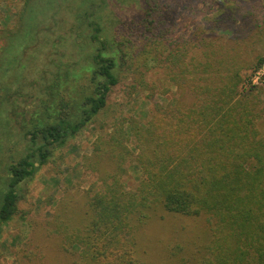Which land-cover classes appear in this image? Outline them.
<instances>
[{
	"label": "trees",
	"instance_id": "1",
	"mask_svg": "<svg viewBox=\"0 0 264 264\" xmlns=\"http://www.w3.org/2000/svg\"><path fill=\"white\" fill-rule=\"evenodd\" d=\"M100 1L86 0L91 9L75 16L88 29L77 43L76 64L53 62L54 71H45L52 79L22 124L25 148L4 167L0 225L19 213L21 183L91 124L130 79L132 87L147 88V100L168 96L171 88L179 93L165 105L154 102L146 123L104 131L95 142L91 169L100 174V187L84 194V215H60L54 226L62 263L147 264L141 229L184 217L205 221L201 235L185 236L192 264H264V101L262 89L249 86L250 66L229 69L203 45L184 41L193 0H139L132 17L121 16L106 32L101 6L107 1ZM25 14L16 30L3 32L12 43L22 36ZM176 43L179 48L170 49ZM263 64L260 58L251 70ZM159 69L165 77L160 91L142 72ZM131 163L140 176L127 187Z\"/></svg>",
	"mask_w": 264,
	"mask_h": 264
},
{
	"label": "rangeland",
	"instance_id": "2",
	"mask_svg": "<svg viewBox=\"0 0 264 264\" xmlns=\"http://www.w3.org/2000/svg\"><path fill=\"white\" fill-rule=\"evenodd\" d=\"M25 1L0 0V192L7 177L4 167L25 148L22 124L37 110L43 86L52 79L51 72L45 71H54L53 62L76 64L82 55L77 43L88 34L86 24L75 17L80 10L91 9L86 0H29L26 14ZM106 1L101 6L105 32L121 16L132 17L140 2ZM191 3L193 12L185 19L184 41L190 46L203 45L212 52V60L223 62L229 69L237 64L250 66L249 86L261 88L264 101V64L251 70L258 59H264V0ZM23 13L22 36L12 43L3 32L16 30ZM8 44L13 47L3 52ZM177 48L176 43L170 49ZM142 72L144 81H155L157 90L163 89L162 70ZM131 83L130 79H123L111 94L106 109L54 151L34 176L21 183L19 213L0 225V264H63L54 226L60 215L75 219L79 218L78 213L84 215L79 212L86 199L84 194L92 186L94 190L100 187V174L91 169L96 167L92 157L95 142L104 131L112 133L116 127L127 131L130 125L146 123L154 102L165 105L179 93L171 88L168 96L155 93L152 100H147V88L132 87ZM126 145L135 152L132 144ZM126 169L125 185L131 187L140 170L136 163ZM204 227V220L184 217L149 223L139 235L144 260L147 264H177V259L182 258V264H192L189 258L193 252L187 247L185 236L201 235Z\"/></svg>",
	"mask_w": 264,
	"mask_h": 264
}]
</instances>
